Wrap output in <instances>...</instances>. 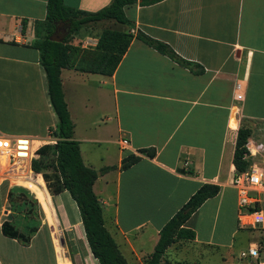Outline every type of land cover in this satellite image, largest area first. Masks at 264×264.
I'll use <instances>...</instances> for the list:
<instances>
[{"label": "crops", "instance_id": "0c3cea01", "mask_svg": "<svg viewBox=\"0 0 264 264\" xmlns=\"http://www.w3.org/2000/svg\"><path fill=\"white\" fill-rule=\"evenodd\" d=\"M111 1L63 0L90 12ZM47 3L0 0V132L41 144L53 138L59 121L33 45L37 22L47 18ZM125 13L135 23L134 33L168 43L195 65H184L135 36L113 75L62 69L75 139L86 165L98 171L94 190L105 225L129 263L145 264L170 218L201 185L217 184L219 193L186 223L195 238L169 246L164 264H189L187 255L199 244L207 245L210 262L219 256L223 264H242L239 244L250 232L264 234V227L241 224L233 184L240 129L250 130L248 141L264 143V0H138L125 6ZM104 21L86 27L83 38L75 40L94 47ZM115 145L117 157L111 161ZM145 148L154 149V156L142 154ZM129 153L141 159L123 169ZM109 166L115 167L105 169ZM18 187L0 185V264H100L68 190L48 194L53 216L26 213L23 199L11 202L14 189L31 197ZM260 197L264 208V193ZM5 221L22 236L4 233ZM255 244L260 259L246 260L264 264L262 243L251 241L245 250Z\"/></svg>", "mask_w": 264, "mask_h": 264}, {"label": "trees", "instance_id": "16d2710c", "mask_svg": "<svg viewBox=\"0 0 264 264\" xmlns=\"http://www.w3.org/2000/svg\"><path fill=\"white\" fill-rule=\"evenodd\" d=\"M137 1L112 0L105 7L90 12L68 7L63 0H48L47 18L43 22H37V37L33 42L34 47L40 51L41 63L47 74L49 95L59 121L57 126L52 129L56 143L41 146L40 156L33 160L32 166L37 173L42 174L52 196L68 190L75 199L82 215L90 249L100 264L131 263L123 255L105 225L104 212L94 190L98 171L86 165L82 157L80 142L75 139L74 123L65 99L61 71L63 68H73L81 72L113 75L135 36L184 65L190 67L195 65L181 58L168 43L155 39L143 31L139 30L136 33L132 31L135 23L127 17L125 6ZM158 1L160 0H143V3ZM102 20L114 21L116 24H123L128 28L104 27L94 47L75 44L68 40V36L63 41L50 39L56 29V24L61 21L71 23L70 34H72L80 31L84 25ZM249 136V129H240L234 156L237 171L248 169L251 163V159L245 158V154L248 152L246 143ZM140 152L150 157L155 154V150L151 148L141 149ZM140 159V155L129 153L122 160V168H128ZM113 167L115 166L105 169ZM18 188L26 190L31 197L25 195L23 198L22 194L17 195L14 189L9 193L11 202L16 203L18 198L23 199L26 213H36L37 208L40 207L36 196L26 187ZM219 191L220 186L217 184L204 183L201 185L162 227L158 243L154 251L145 259V264H164V257L169 246L178 239H194L195 232L186 226L187 221L208 198L217 195ZM251 209H256V207ZM3 232L12 237L22 236L20 230L10 221L3 223Z\"/></svg>", "mask_w": 264, "mask_h": 264}, {"label": "built area", "instance_id": "2783aa9c", "mask_svg": "<svg viewBox=\"0 0 264 264\" xmlns=\"http://www.w3.org/2000/svg\"><path fill=\"white\" fill-rule=\"evenodd\" d=\"M242 98V95H238ZM52 135V133H51ZM44 144L56 143V138ZM44 144L26 135H9L0 132V185L8 183L11 186H25V182L32 180L41 173H37L32 166L34 159L39 158V149ZM123 146L128 144L124 139ZM248 152L246 159H251L248 169L237 171L233 184L239 192V220L242 225L248 227H264V208L260 195L264 193V143H246ZM256 207V209H251ZM260 245H251L242 252L243 257H253L257 260L261 257ZM258 264H263L259 261Z\"/></svg>", "mask_w": 264, "mask_h": 264}, {"label": "rangeland", "instance_id": "374dc122", "mask_svg": "<svg viewBox=\"0 0 264 264\" xmlns=\"http://www.w3.org/2000/svg\"><path fill=\"white\" fill-rule=\"evenodd\" d=\"M91 24H93V23H91ZM90 25H84L80 29V31L74 32V33H72L70 35L68 34L67 35L68 36V40L71 41V42L73 41L75 44L82 45L83 43L80 42V41H78V40H75V38H77V39L83 38V34L86 31L85 28L88 27V26H90ZM121 25H123V24H121ZM121 25L120 24H116L114 21H104L103 27H101V28H104V27L119 28V27H121ZM125 27L128 28V26H125ZM118 148H119V145H115V147L113 148V150L115 151V156L110 159L111 161H115V159L117 157V152L116 151H118ZM37 178L38 177H36L34 179L37 180ZM30 192L33 193L31 190H30ZM38 201L40 202V207L37 208L36 213L37 214L38 213H41V214H45L46 213L48 215H52L51 214L52 213L51 208L49 206H47L46 204L45 205L42 204V202L39 199H38ZM43 202H45V201L43 200ZM248 237H249L248 239L245 237L242 240V242L239 244V246L237 245L238 246L237 248L240 251V256L243 259V261H242L243 263L242 264H253V263H248V261H247V260H249L250 257H243L241 255L242 250H245L249 246V243L251 241L252 242H260L264 246V234L263 233L261 234V233H255V232H252L251 233L250 232ZM194 247L195 248H193V250L191 251V253L189 255H187V256H189V258H188L189 264H208V263L209 264H223V262H222V260H221V258L219 256L212 257L211 262L208 260V256H207V245L204 246V245H200L199 244V245H194ZM262 250L264 251V247L262 248ZM164 258L167 260V258H169V257H168V255H165Z\"/></svg>", "mask_w": 264, "mask_h": 264}, {"label": "bare ground", "instance_id": "6f19581e", "mask_svg": "<svg viewBox=\"0 0 264 264\" xmlns=\"http://www.w3.org/2000/svg\"><path fill=\"white\" fill-rule=\"evenodd\" d=\"M24 184L34 193V195L39 200L41 198L42 201L43 200L45 201L46 205L51 208V210H52L51 214L54 216L55 210L52 206V197L50 195H48L50 192L47 189V186H46V183H45V180L43 179V177L41 175H39L37 180H35V179L28 180Z\"/></svg>", "mask_w": 264, "mask_h": 264}, {"label": "water", "instance_id": "95a60500", "mask_svg": "<svg viewBox=\"0 0 264 264\" xmlns=\"http://www.w3.org/2000/svg\"><path fill=\"white\" fill-rule=\"evenodd\" d=\"M59 24H65V26H66L63 29V34H59L60 28H59V25L57 23L56 24L55 31L50 36V39L51 40H54V41H63L66 38V36L70 33L71 23L69 21H61V22H59ZM52 206H53V208L55 210V205H54L53 199H52ZM55 215L57 216L56 210H55Z\"/></svg>", "mask_w": 264, "mask_h": 264}, {"label": "flooded vegetation", "instance_id": "af4514ba", "mask_svg": "<svg viewBox=\"0 0 264 264\" xmlns=\"http://www.w3.org/2000/svg\"><path fill=\"white\" fill-rule=\"evenodd\" d=\"M58 25H59V28H60L59 34H63V29L66 27L65 24H59L58 23Z\"/></svg>", "mask_w": 264, "mask_h": 264}]
</instances>
